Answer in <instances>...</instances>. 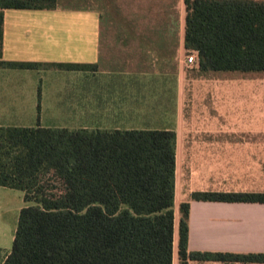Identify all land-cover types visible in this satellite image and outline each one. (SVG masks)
Instances as JSON below:
<instances>
[{"label":"crops","instance_id":"crops-1","mask_svg":"<svg viewBox=\"0 0 264 264\" xmlns=\"http://www.w3.org/2000/svg\"><path fill=\"white\" fill-rule=\"evenodd\" d=\"M185 28V0L5 9L0 61L41 66L0 67V126L174 130L175 241L188 202L189 251L264 253V204L191 197L264 192V73L189 65Z\"/></svg>","mask_w":264,"mask_h":264},{"label":"trees","instance_id":"trees-1","mask_svg":"<svg viewBox=\"0 0 264 264\" xmlns=\"http://www.w3.org/2000/svg\"><path fill=\"white\" fill-rule=\"evenodd\" d=\"M58 2L0 0V59L5 9H56ZM185 5V47L198 53L202 72L264 73V0ZM40 66L0 61L12 69ZM176 139L174 130L0 126V187L24 192L26 204L0 264H173L176 247L177 264H264V253L189 251L188 202L180 206L175 241ZM191 197L264 204V192Z\"/></svg>","mask_w":264,"mask_h":264},{"label":"rangeland","instance_id":"rangeland-1","mask_svg":"<svg viewBox=\"0 0 264 264\" xmlns=\"http://www.w3.org/2000/svg\"><path fill=\"white\" fill-rule=\"evenodd\" d=\"M256 93L264 94V87H261ZM42 122L48 123L49 120H42ZM48 177L50 178V176ZM51 184L56 185L55 181H52ZM25 205L24 192L0 187V255L11 250L20 210ZM173 264H177V247L175 248Z\"/></svg>","mask_w":264,"mask_h":264},{"label":"built area","instance_id":"built-area-1","mask_svg":"<svg viewBox=\"0 0 264 264\" xmlns=\"http://www.w3.org/2000/svg\"><path fill=\"white\" fill-rule=\"evenodd\" d=\"M187 63L189 65H195L197 63V57L195 53H190L187 55Z\"/></svg>","mask_w":264,"mask_h":264}]
</instances>
